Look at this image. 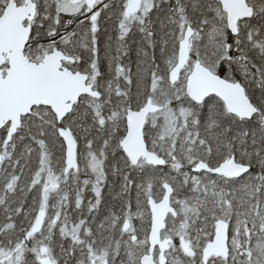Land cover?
Here are the masks:
<instances>
[{
    "label": "snow or ice",
    "instance_id": "1",
    "mask_svg": "<svg viewBox=\"0 0 264 264\" xmlns=\"http://www.w3.org/2000/svg\"><path fill=\"white\" fill-rule=\"evenodd\" d=\"M0 264H264V0H0Z\"/></svg>",
    "mask_w": 264,
    "mask_h": 264
}]
</instances>
